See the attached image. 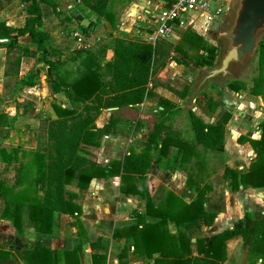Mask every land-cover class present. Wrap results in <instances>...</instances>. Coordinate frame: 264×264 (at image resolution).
<instances>
[{"label":"crops","instance_id":"crops-1","mask_svg":"<svg viewBox=\"0 0 264 264\" xmlns=\"http://www.w3.org/2000/svg\"><path fill=\"white\" fill-rule=\"evenodd\" d=\"M37 1L42 22L36 28L44 33L43 49H37L30 35L19 30L32 16L29 2L0 0V22L10 29L9 38L0 35V148L12 155L8 159L0 153V180L14 186L15 191L25 185V179L16 183L18 166L36 171L27 163L29 150L44 151L47 146L46 120L61 116L55 106L78 110L84 104L67 92L68 84L91 68L102 82L112 79V37L154 45L145 37L151 31L153 10L162 0H107L103 14L91 8L94 0ZM78 15L87 18L86 26L76 19ZM188 28L203 34L207 31L197 23H188L177 27L169 38L181 39ZM74 31L80 32V41ZM200 53L205 55V50L200 49ZM229 81L222 82L221 98L213 96L204 107L195 103L190 108L207 123H214L222 110L231 113L220 151L195 141L190 114L188 125L183 123L187 104L174 100L167 85H163L165 89L154 86L153 78L146 89L150 94L146 93L141 101L102 107L95 125L102 128L112 120L114 128L102 134L96 145H86L90 150L87 157L109 169V173L91 177L86 186L78 185L75 179L65 183V199L74 206L71 211H52L49 231H38L29 223L27 204L20 213L13 209L5 215L6 200L0 188V264H178L169 255L155 262L161 250L170 255L180 250L185 258L189 256L180 264H248L249 248L240 234L225 240L224 259L208 258L201 251L215 234L232 231L240 220L245 221V216L264 217V186L240 184L233 189L225 176L226 168L245 171L255 158L248 138L260 137L258 125L264 120V106L232 113L225 95L240 94L243 89L233 90L227 85ZM212 84L221 87L218 82ZM208 86L201 93H206ZM160 97L166 99L165 113ZM157 123L156 140L151 141ZM164 136L170 141L161 151ZM184 140L193 142L194 148L181 162L180 141ZM126 154L151 158L144 175L123 173L122 163L111 164L123 160ZM121 185L127 189L121 190ZM201 188L206 189V215L203 213L192 223L171 217L189 218L191 214L184 212V205L193 201ZM148 223L158 225L141 233L140 228ZM179 233L189 244H179L178 240L174 243L172 235ZM260 260L256 258V262Z\"/></svg>","mask_w":264,"mask_h":264},{"label":"trees","instance_id":"trees-1","mask_svg":"<svg viewBox=\"0 0 264 264\" xmlns=\"http://www.w3.org/2000/svg\"><path fill=\"white\" fill-rule=\"evenodd\" d=\"M29 2L32 16L26 18L25 28L19 29L21 32L26 31L33 42L36 43L37 49H43L42 44L44 33L36 28L42 22L41 10L37 0H25ZM107 0H94L90 3L91 8L99 14L105 12L104 8ZM86 30V28L83 27ZM10 29L0 22V35L10 37ZM189 43V46L204 49L205 55L199 56L197 62L201 66H210L213 64L216 56V48L213 45H203L202 37L196 33H190L182 36ZM113 49V77L109 81L102 82L100 75L95 69H88L82 72L70 84H68L67 92L84 101L80 109H65L59 106L57 112L60 117L56 119L46 120V135L48 144L43 148L44 151H35L30 149V158L28 164L36 167V171L21 169L17 167L18 179L17 184H21L25 179V185L14 190V186L0 180V188L3 197L6 200L4 214L8 215L14 209L19 212L24 204L28 205L29 223L38 231H49L52 226V211H71L73 204L67 201L64 196V185L74 179L78 185L86 186L89 179L93 176L106 175L109 169L99 167L94 164L93 160L88 159L87 154L90 150L86 145H96L102 134L108 133L114 126L112 120L104 127L99 128L95 125V118L100 113L101 108L111 105H122L124 103H136L141 101L145 94L152 75L154 74V65L157 53V47L144 40H126L123 38L112 37L110 39ZM180 46L175 45V49ZM152 77V78H151ZM109 85V89H107ZM233 90L240 89L237 82L229 81L227 83ZM169 89L177 95L183 96V90H177L169 85ZM98 92L96 93V91ZM110 90L113 91L111 94ZM251 94H260V88L250 90ZM105 94H110L103 99ZM94 95V96H93ZM154 95V94H153ZM264 95V94H263ZM159 104L162 105V112L165 113V98H158ZM218 119L214 123H207L194 112H190V121L194 131L195 141L205 147L215 150H222L224 147L225 124L229 120L231 113L222 110ZM158 123L155 124L153 133L150 134V140H156L158 132ZM258 128L260 129V137L248 138L256 156L250 163L249 167L242 172L226 168L225 176L229 177L230 184L233 189H238L241 184L243 187L264 186V120H262ZM170 141L169 136L162 137L161 151L166 148V143ZM183 147V155L181 162H184L189 151L192 152L194 143L189 141H180ZM3 158H10L12 155L0 148ZM150 157L138 154H126L123 160H113L111 164L122 163L123 173H135L140 176L144 175L150 166ZM86 164H90L88 167ZM77 172V177L75 173ZM44 188V193L42 189ZM208 188V186H206ZM127 187L121 185V190ZM128 191V190H127ZM206 189H198L196 198L184 205V212L188 210L191 215L189 218L178 219L177 222L189 221L192 223L197 221L200 215H206L203 209V199ZM149 199V198H148ZM147 199V203L149 200ZM200 207V211L198 208ZM79 211V208H78ZM17 226L20 225L18 220H14ZM153 225V226H152ZM156 224H144L140 228L141 233L148 229H152ZM240 234L243 242L248 245L250 262L248 264H264V217L261 219L245 216V221L240 220L239 225L232 231L226 229L212 237L210 244L201 251L208 258L224 259L225 257V240L232 235ZM174 243L189 244L184 234H173ZM202 243V240L199 241ZM191 249H188L190 251ZM150 254V253H149ZM169 252L160 251V254L154 257L155 262H160L162 257L175 258L178 264L185 262L184 254L179 251ZM169 255V256H168ZM261 260L256 262V258ZM198 257H194L193 260ZM254 258V259H253Z\"/></svg>","mask_w":264,"mask_h":264},{"label":"rangeland","instance_id":"rangeland-1","mask_svg":"<svg viewBox=\"0 0 264 264\" xmlns=\"http://www.w3.org/2000/svg\"><path fill=\"white\" fill-rule=\"evenodd\" d=\"M232 2L233 0L223 1L220 19L216 20L215 23L210 25L204 34L200 33V31L195 30L194 28H188L187 33H185V35H188L191 33V31H194L196 34L198 33L202 37L203 45L211 44L215 46L216 56L214 61L218 59L221 52V41L218 38V32L228 17ZM173 38L174 37H160L154 43V45L157 47V55L154 65L153 85H169L177 90H183L185 88L183 90L185 93L184 97L180 95L176 96L177 94L174 92V90H170L172 92L168 90L167 91L174 100L178 101L179 103L182 101L183 103L187 104L188 107L186 106L183 115L184 126H187V114H190V108L193 106L192 104L196 103L200 107H204L209 98H212L213 96H215L217 99L221 98L223 95L222 93H224L221 88L224 87L225 84L219 81H209L207 83L209 86L206 90V93L200 92L194 98H188L187 94L190 93L194 88L196 78L199 76L201 70L207 66H201L198 64L197 60L201 55L200 50L189 46V43L185 40V37L181 39ZM175 45L180 46V48L175 49ZM237 70V78L231 79V81L237 82L240 89L243 90L239 92L240 94H236L234 92L232 94L229 93V96L225 95L226 104L232 113L237 110H246L251 112V108L260 107V104L261 106H264V34L259 39L255 55ZM211 82H218L221 87L213 85ZM163 87L165 89V86ZM253 88H260L262 93L258 94L257 97L247 94L250 93V90ZM187 109L189 110V113H187ZM219 115L220 114H218V117ZM256 198L260 197L257 196Z\"/></svg>","mask_w":264,"mask_h":264},{"label":"water","instance_id":"water-1","mask_svg":"<svg viewBox=\"0 0 264 264\" xmlns=\"http://www.w3.org/2000/svg\"><path fill=\"white\" fill-rule=\"evenodd\" d=\"M76 19L82 26L88 23L81 15ZM263 34L264 0H233L228 17L218 32L220 55L212 65L201 70L187 97L194 98L209 81L225 82L237 78V69L255 55Z\"/></svg>","mask_w":264,"mask_h":264},{"label":"built area","instance_id":"built-area-1","mask_svg":"<svg viewBox=\"0 0 264 264\" xmlns=\"http://www.w3.org/2000/svg\"><path fill=\"white\" fill-rule=\"evenodd\" d=\"M224 0H162L153 10L150 22L151 31L146 33V39L155 43L160 37H169L176 32L177 27L188 23H197L205 30L220 19ZM73 35L81 40L79 31Z\"/></svg>","mask_w":264,"mask_h":264}]
</instances>
